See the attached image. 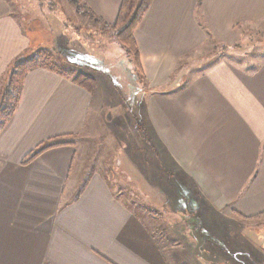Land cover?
Here are the masks:
<instances>
[{
  "label": "crops",
  "instance_id": "0c3cea01",
  "mask_svg": "<svg viewBox=\"0 0 264 264\" xmlns=\"http://www.w3.org/2000/svg\"><path fill=\"white\" fill-rule=\"evenodd\" d=\"M79 1L107 24L123 3ZM140 21L133 34L151 88L140 106L142 121L197 186L196 204L232 222L258 224L264 218V61L250 68L221 58L189 79L175 75L193 53L248 38L253 24H264V0H153ZM32 37L0 0V92L13 63L35 44ZM25 76L19 105L0 131V264H173L181 254L168 255L169 244L116 195L110 176L100 170L84 179L88 165L78 145L92 121L95 96L88 87L44 67ZM53 142L60 144L25 161ZM252 231L211 237L214 248L204 247L200 257L264 264V233Z\"/></svg>",
  "mask_w": 264,
  "mask_h": 264
},
{
  "label": "rangeland",
  "instance_id": "374dc122",
  "mask_svg": "<svg viewBox=\"0 0 264 264\" xmlns=\"http://www.w3.org/2000/svg\"><path fill=\"white\" fill-rule=\"evenodd\" d=\"M7 1L35 42L21 59L38 58L36 53L49 51L65 77L73 81L78 77L96 98L92 121L80 135L78 145L82 162L88 165L84 179L100 170L110 176L116 195L124 198L164 245L169 244L168 255L174 256L173 251L181 254L174 257L173 264H217L214 258L209 260L201 254L205 261L200 257L204 247L214 248L211 237L242 231L253 235L252 230L264 233V218L247 226L218 215L209 206L196 204L197 186L178 170L152 128L142 121L140 106L151 88L145 81L140 53L138 61L134 50L122 44L113 24L103 22L88 8L77 11L78 0ZM251 29L246 33L248 38L235 47L219 45L215 50L193 53L191 63L180 64L175 77L178 81L189 79L221 58L244 62L250 68L264 61V24H253ZM5 84L0 92V109L6 88L10 90L8 77ZM145 170L150 181L142 175ZM219 222L222 225H217ZM240 252L244 253L242 249Z\"/></svg>",
  "mask_w": 264,
  "mask_h": 264
},
{
  "label": "trees",
  "instance_id": "16d2710c",
  "mask_svg": "<svg viewBox=\"0 0 264 264\" xmlns=\"http://www.w3.org/2000/svg\"><path fill=\"white\" fill-rule=\"evenodd\" d=\"M152 1L153 0H123L119 15L112 25L113 29L115 28L119 31L120 41L122 42V44L134 50V54L138 61H140L139 46H137L135 34L133 33L137 26H139V23L141 22L140 20L149 9ZM78 2L80 6L78 7L77 11L83 12L81 11L82 7L87 10V7L85 5H81L79 0ZM89 12L91 13V10ZM29 50L25 51L24 55L30 52ZM36 55H38V58L33 57L28 59H21V57L13 63L14 65L9 69L8 74L5 75L6 78L8 77V87H10V90L6 88L8 90L6 95L4 96V100L6 101H2L4 102V104L2 109H0V131L4 128L3 126H5L6 123L12 118L13 113H15V110L19 105V100L21 98L23 90V83L26 77L25 75H27L29 71L35 68L44 67L51 69L52 71L54 70L60 72V74H62L63 76L66 75L65 72L60 70L58 66L55 65L54 62H52L53 58L51 57L49 51H44V53H36L35 56ZM74 81L81 85H84L79 81L78 77H75ZM58 144L60 143L53 142L49 144L47 143L43 146H39L36 150L28 155L25 161L32 160L40 153H42L43 150L52 146H56Z\"/></svg>",
  "mask_w": 264,
  "mask_h": 264
}]
</instances>
